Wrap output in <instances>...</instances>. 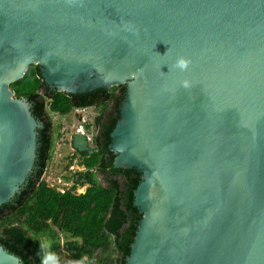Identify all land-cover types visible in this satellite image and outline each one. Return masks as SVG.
<instances>
[{
  "label": "water",
  "instance_id": "95a60500",
  "mask_svg": "<svg viewBox=\"0 0 264 264\" xmlns=\"http://www.w3.org/2000/svg\"><path fill=\"white\" fill-rule=\"evenodd\" d=\"M31 66L42 95L124 88L108 151L139 173L142 216L125 264H264V0H0V208L38 158L44 124L10 89ZM0 264L21 261L0 246Z\"/></svg>",
  "mask_w": 264,
  "mask_h": 264
},
{
  "label": "trees",
  "instance_id": "16d2710c",
  "mask_svg": "<svg viewBox=\"0 0 264 264\" xmlns=\"http://www.w3.org/2000/svg\"><path fill=\"white\" fill-rule=\"evenodd\" d=\"M43 88L36 66L29 67L23 79L10 85L16 98L30 103L32 115L44 124V129L38 132V158L32 175L10 206L0 208V216L3 209L11 210L0 217V246L19 258L21 264H42L44 251L39 238L47 236L54 241L57 229L70 239L66 247L76 263L92 264V255L100 251L114 256L113 261L106 264H125L142 216L133 206L139 173L114 169L113 155L108 151L110 133L119 119L124 88L82 96L57 93L46 87L42 95ZM78 98L82 100L77 102ZM46 100H50V112L62 116L75 108L94 106L100 110L95 120L99 128L95 141L97 150L91 156L80 154L81 165L87 172L74 174V181L79 176L90 185L84 194L73 191L62 194L41 181L53 146V125L45 110ZM96 174L104 177L105 186L95 181ZM58 244L53 243V248ZM49 264L58 263L50 261Z\"/></svg>",
  "mask_w": 264,
  "mask_h": 264
},
{
  "label": "rangeland",
  "instance_id": "374dc122",
  "mask_svg": "<svg viewBox=\"0 0 264 264\" xmlns=\"http://www.w3.org/2000/svg\"><path fill=\"white\" fill-rule=\"evenodd\" d=\"M93 113H100V110L96 108L93 110ZM62 120L59 117H56V119L51 117L53 125V146L49 157L47 172L51 175V184L55 190L64 187L65 191H73L76 194L85 193L87 186L82 184L77 186L74 181V174L83 172L85 169L84 166L81 165L82 158L78 154L70 158L69 150L63 145L64 137L62 135V129L64 127L66 129L68 127L72 128L73 120L71 116L66 118L65 121ZM94 177L98 184L103 186L106 185L102 175L96 174ZM74 186H76L75 189H73ZM55 232L57 235L54 241L47 236L39 238L41 247L44 251V260L42 264H49L50 261H55L58 264H78L71 258L70 253L67 251L66 242L70 241V239L57 229ZM53 243H59L57 248H53ZM113 258L114 256L112 254L104 255L102 252L98 251L92 255V264H99V262L103 264L110 263L113 261ZM84 260L87 261L88 259L85 258Z\"/></svg>",
  "mask_w": 264,
  "mask_h": 264
},
{
  "label": "built area",
  "instance_id": "2783aa9c",
  "mask_svg": "<svg viewBox=\"0 0 264 264\" xmlns=\"http://www.w3.org/2000/svg\"><path fill=\"white\" fill-rule=\"evenodd\" d=\"M49 103L50 100H46L45 110L48 112L49 117L51 116L54 119H56V117H59L61 120L64 118L62 121H65L66 118H69V116H71L73 120L72 128L68 127L66 129L64 127L62 129V135L64 137L63 145L67 148V150H69L70 158L77 154L80 155L72 147V139L76 135L84 137L90 148H93L94 150L97 149L95 145V141L97 136L99 135V128L96 126L95 120L99 116V113H93V110H95L96 107L91 106V107L75 108L70 114L62 116L57 113L50 112ZM47 171L48 168H46V170L44 171L41 181H43L47 187L55 189L51 184L52 182L51 175ZM64 189H65L64 187H61L56 191L63 194L64 192H66Z\"/></svg>",
  "mask_w": 264,
  "mask_h": 264
},
{
  "label": "flooded vegetation",
  "instance_id": "af4514ba",
  "mask_svg": "<svg viewBox=\"0 0 264 264\" xmlns=\"http://www.w3.org/2000/svg\"><path fill=\"white\" fill-rule=\"evenodd\" d=\"M81 100H82L81 98H78L76 101H77V102H79V101H81ZM83 100H86V98H85V99H83ZM96 150H97V149H96ZM96 150H95V151H96ZM79 156H80V155H79ZM9 204H10V203H9ZM9 204H8V205H9ZM11 205H13V206H14L15 204H14V203H12ZM9 206H10V205H9ZM9 211H11V210H8V209H3V213H2V215H3V214H4V215L8 214V212H9ZM2 215H1L0 217H2Z\"/></svg>",
  "mask_w": 264,
  "mask_h": 264
},
{
  "label": "clouds",
  "instance_id": "9594fccd",
  "mask_svg": "<svg viewBox=\"0 0 264 264\" xmlns=\"http://www.w3.org/2000/svg\"><path fill=\"white\" fill-rule=\"evenodd\" d=\"M177 66L181 69L184 68L185 67V61L183 59L179 60Z\"/></svg>",
  "mask_w": 264,
  "mask_h": 264
}]
</instances>
